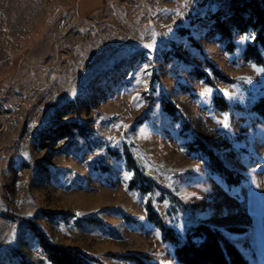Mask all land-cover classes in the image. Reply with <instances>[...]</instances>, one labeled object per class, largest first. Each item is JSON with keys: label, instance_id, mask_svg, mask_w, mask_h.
Wrapping results in <instances>:
<instances>
[{"label": "rangeland", "instance_id": "374dc122", "mask_svg": "<svg viewBox=\"0 0 264 264\" xmlns=\"http://www.w3.org/2000/svg\"><path fill=\"white\" fill-rule=\"evenodd\" d=\"M219 4L0 0V264H50L28 223L102 264H132L117 253L178 264L174 245L148 222L147 202L179 236L197 223L245 227L230 241L248 263L264 264V121L245 112L264 92V68L242 58L251 35H234L231 53L207 36ZM192 67L243 112L214 108V88ZM163 100L176 115L163 112ZM62 124L69 135L51 137ZM193 136L248 181L225 190L187 152ZM126 149L180 205L155 188H129ZM87 216L106 226L81 224Z\"/></svg>", "mask_w": 264, "mask_h": 264}, {"label": "trees", "instance_id": "16d2710c", "mask_svg": "<svg viewBox=\"0 0 264 264\" xmlns=\"http://www.w3.org/2000/svg\"><path fill=\"white\" fill-rule=\"evenodd\" d=\"M207 21L209 28L207 36H217L224 52L231 53L236 48L233 41L234 35H246L251 39L246 42L242 51L245 62L264 68V0H220L218 7L211 12ZM212 74L219 80L232 83L222 75L212 64L207 63ZM191 74L201 79L203 84L214 88L212 104L220 112H228L231 109L243 112L238 105H231L214 87L211 79L198 68L192 67ZM69 106V105H66ZM66 106L64 108H66ZM162 110L168 115H176L177 109L169 102L162 101ZM245 112L254 113L264 121V92L251 103ZM79 134L83 133L82 125H75ZM70 125L62 124L53 127L50 136L54 138H66L69 135ZM189 154H199L204 170L213 179L221 182L225 190L240 187L248 181V176L241 171L228 167L222 159L200 138L193 136L186 144ZM112 154H116L115 151ZM127 167L133 171V178L129 182V188L145 194L152 189L160 191L162 196L168 195L172 202L181 204L173 195L145 175L135 162L130 151H124ZM105 169L103 165L100 167ZM147 220L160 232L162 242L174 245V256L178 264H250L240 251L230 241L231 234H242L245 227L224 226L214 227L206 223H197L189 226L182 236H179L172 228L167 227L160 218L159 213L147 202L145 206ZM128 218L126 215H122ZM81 224L104 228L106 225L93 216L83 217ZM33 238L37 241L42 253L50 264H102L97 258L91 257L79 250L52 244L41 230L34 224L28 223ZM115 259L127 261L132 264H147L141 257L135 254L117 253L111 254ZM20 264H32L24 259H19Z\"/></svg>", "mask_w": 264, "mask_h": 264}]
</instances>
